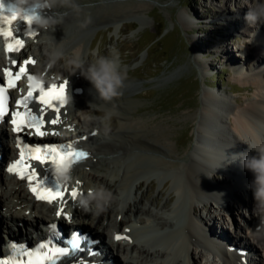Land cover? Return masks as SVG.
Returning <instances> with one entry per match:
<instances>
[{
	"label": "bare ground",
	"instance_id": "6f19581e",
	"mask_svg": "<svg viewBox=\"0 0 264 264\" xmlns=\"http://www.w3.org/2000/svg\"><path fill=\"white\" fill-rule=\"evenodd\" d=\"M74 3L79 6L78 11L70 7H57L43 12L45 16L63 17V23L56 25L55 30L51 28L44 30L35 25L32 29L35 35H30L31 38L36 37L35 39L21 37L26 46L32 42L37 43V51L29 54L27 50L23 57L35 59L36 64L30 65L29 68L42 73L46 80H56L55 76L48 74L49 72L52 74V66H49L48 56L44 52L47 48L59 46L64 50L63 46L70 44L66 53H73L74 56L80 57L85 67L88 65L86 49L84 50L81 43L73 41L76 38L77 27L86 26L92 29L93 26L79 21L80 15L84 12L81 6L83 0H74ZM125 9L122 8L121 12H126L127 8ZM239 11L240 14L245 15L249 10L240 8ZM114 12L112 17L116 20L123 17L119 14L120 10ZM102 18L108 20L107 22L112 19L107 16ZM107 22L102 21L105 24ZM227 22L229 27L232 26L231 21ZM252 30L255 32L247 37L252 36L254 40L251 42V47L256 50L255 54L251 55L247 50H242V60L244 59L245 65H238L223 46L218 47L217 55L223 56L224 67L230 66L229 68L233 69L236 83L254 92L253 97L246 99L244 103H239L219 90L203 89L198 115L193 119L195 134L192 148L180 158L173 151L171 144L174 146V143L158 140L159 130L147 129L144 121L132 119L128 117L129 114L123 116L118 112L121 120L119 122L111 120L107 131L103 123L88 120L78 127L74 121H68L70 116L74 118L78 115L100 116L99 113H102L90 109L81 111L84 106L81 109L77 108L80 97L93 99L97 105L107 104L113 107L112 109L117 101L116 98L111 102L100 99L92 84L81 75L79 70L72 75L69 73H63L67 76L61 75V80L68 81V107L61 111L62 123L48 128V131H59L58 136L71 135L73 141L78 139L79 144L90 152L91 157L84 164L89 161L94 162L92 169L97 170L99 166L102 167L103 175L108 179L101 180L102 182L97 180L98 186L103 185L110 191L116 188L117 193H129L130 197L134 183L141 176L156 175L162 178V188L170 189L167 200L161 206V209L164 208L168 213L165 217L157 212L158 202L155 199L152 201L149 199L153 210L152 206L143 208L141 202L143 195H140L141 197L129 207L128 202H122L115 216L110 206L106 211L95 214L94 211L82 210L78 205V199L86 195L91 188L97 187L94 181L99 177L94 181L89 180L90 174L81 171L84 164L71 172L73 179L67 184L66 195L68 196L69 193L71 195L74 188L78 195L75 200L71 195L72 205H68V208L63 204L62 214L72 219L71 225L80 226L91 232L96 239H100L118 257L121 264H202V262L203 264H240L233 254L234 251H230L225 242L215 239L219 235L224 236L222 239H227L226 235L228 238L235 236L236 240L237 237L242 236L247 243L240 244L241 249L246 247V250L256 251L259 254L255 258L245 257L242 261L245 264H264V205L255 201L250 188L254 179L253 173L245 168L242 172L238 171L234 169L233 162H230L233 157L232 150H236L237 154L249 152L254 155L249 146L257 148L264 145V49L262 50L260 46L261 43L264 44V40L260 39L264 35V23L253 25ZM235 31L240 32L239 29L233 28V32ZM257 32L260 35H257ZM18 36H21L20 31ZM49 39H52L51 42ZM4 44L5 42H0V74L6 63ZM68 55L71 56L70 53ZM203 70L209 72V65H204ZM78 88L81 89V96L75 94L74 90ZM53 118L55 115L47 113L48 120ZM69 126L72 130H69ZM75 130L78 131L77 134H73ZM6 131L8 129L3 127L2 132L6 133ZM84 136L85 140H83ZM99 137H102L101 141ZM5 151L9 157L13 154L9 146H5ZM140 183L135 186L137 190L141 186ZM153 187L151 181L147 190L150 192ZM240 191L244 193V199H241ZM238 201L245 206L244 214L233 210L231 202ZM115 203L114 199L110 205ZM215 205L219 208L218 211ZM60 209L61 203L55 205L33 203L23 184L9 174H5L0 167V222L10 225L22 223L24 227L34 228L58 220L56 212ZM201 209L208 217L201 213ZM219 211L229 213L232 217V226H223L221 218L220 227L210 226L211 218L215 220L221 217V214H217V212L221 213ZM118 216H121L120 220ZM234 216L239 217L242 223L235 222ZM112 218L113 221L109 222ZM58 221L63 222L62 219ZM206 231H212L215 237L210 238L208 234L205 235ZM7 232L10 233L8 230ZM117 234L130 239L115 241L114 237ZM148 239H154L156 245L148 244L150 243L147 242ZM237 241L230 243L237 247ZM193 248L198 252L193 251ZM197 254L201 257L200 262L196 259Z\"/></svg>",
	"mask_w": 264,
	"mask_h": 264
},
{
	"label": "rangeland",
	"instance_id": "374dc122",
	"mask_svg": "<svg viewBox=\"0 0 264 264\" xmlns=\"http://www.w3.org/2000/svg\"><path fill=\"white\" fill-rule=\"evenodd\" d=\"M261 3H264V0H83L81 6L84 12L82 16L80 15L79 21L92 25L93 28L77 27L73 42L84 46L88 64L97 56L108 54L110 48L119 51L126 80L121 90L122 95L116 97L117 104L113 105V110L123 116L129 114L128 117L132 119L144 121L149 130L154 128L159 130L158 140L174 143V146L172 144L171 146L176 156L180 158L192 148L195 134L193 119L198 115L203 89L219 90L239 103L253 97L254 92L236 83L233 69H230V66L224 67L223 56H218L217 53L218 47L223 46L231 58L241 63L237 57L242 56L240 51H249L252 48L247 45L251 39L247 36L255 31L252 30L253 25L246 22L245 15L240 14L239 10L240 8L249 10ZM122 8L129 11L123 13ZM118 10L123 17L116 20L112 14ZM105 16L113 20L111 19L109 23L102 18ZM227 21H231L232 26L229 27ZM233 28L239 29L240 32H233ZM161 32L162 36L156 39ZM51 40L49 39V42ZM36 44L32 42L28 45L30 52L37 51ZM70 46V44L63 46L64 56L52 66L53 72L58 76L62 73L72 75L77 71L71 63L77 56L71 52H69L71 56L66 53ZM47 49L44 50L45 54ZM252 53L255 54V50ZM204 65H209V72L203 70ZM95 102L93 99L80 97L77 108L81 109L84 106L81 111L89 109L101 111L100 116L78 115L76 118L70 116V119L80 127L88 120L102 123L94 117H102L106 109L113 107L107 104L97 105ZM112 120L119 122L121 119L116 115ZM99 140L101 141L102 137H99ZM93 165L94 162L90 161L81 171L90 174L88 179L91 181L99 177L94 181L98 186L97 180L108 179L103 175L102 167L93 170L91 167ZM161 179L156 175L141 176L134 183L136 186L141 182L139 190L134 186L130 197L129 193L120 194L116 192V188H112V193H116L114 195L116 203L110 205V209L114 211L112 214L114 216L117 214L122 202H128L129 207L143 195L142 207L150 208L152 204L149 203V199L150 201L155 199L158 202L157 212L165 217L168 213L164 208L161 209V206L167 200L170 189L162 188ZM151 181L154 187L149 192L147 187ZM240 193L241 199L245 198L244 193L242 191ZM231 204L233 210L239 214L246 212L242 202ZM215 207L218 211L219 208L216 205ZM222 212H217L221 217L215 220L211 218V226L220 227V218L223 226H232V217L228 212H223L222 216ZM201 213L208 217L202 209ZM119 218L121 219V216H118V220ZM233 218L235 222L242 223L239 217ZM112 221L113 218L109 220ZM147 242L156 245L154 239H148ZM197 255L196 259L200 262L201 257Z\"/></svg>",
	"mask_w": 264,
	"mask_h": 264
},
{
	"label": "snow or ice",
	"instance_id": "6c2138e0",
	"mask_svg": "<svg viewBox=\"0 0 264 264\" xmlns=\"http://www.w3.org/2000/svg\"><path fill=\"white\" fill-rule=\"evenodd\" d=\"M3 4H0L2 8ZM24 20L29 27L32 26L31 22L24 16H18L12 13L8 16H0V20L4 22V26H0V36L5 40V52L14 53L19 52L24 47V41L17 38L12 30V22ZM27 35H35V33L28 31ZM12 64L18 70L13 72L12 69L5 68L3 70L4 78L0 79V122H10L12 132L16 133V148L19 150L18 158L10 162L6 171L9 174L16 176L21 181L27 182L28 190L32 193L37 201L47 202L53 204L55 202L61 203V209L57 211V217H60L63 211V204L66 203L65 192H67V184H62L54 177L53 183H48V175L41 178L31 161H37L40 165H49V171L55 172L60 165L65 161L71 162V167L78 162L85 160L89 157V153L85 150H77L73 143L60 144V145H43V146H29L24 143L21 136L25 133L34 134L38 137L58 136L59 131H48L46 124L60 125L61 111L67 103L65 95L68 81L60 84L45 85L43 82H34L33 75L28 74L27 66L35 65V59H25L23 66H20L17 60H12ZM27 75L28 91L20 99H16L15 110L9 112V90L17 88V82ZM39 92V95L34 96V92ZM36 103L39 105V115L30 107V104ZM51 110L55 113V118L46 119L48 111ZM69 130L71 126H69ZM79 183V182H77ZM73 199L78 195L77 190L74 188L71 191ZM71 219L70 217H65ZM51 230H55L57 225L51 224ZM115 240H129L127 236L117 234ZM73 242L79 243L80 236L74 235ZM13 255L8 259L0 260V264H18L15 253L22 252L27 257V264H55L58 257L68 255V249L60 247H50L49 243H40L35 249L31 251L24 250L16 245H10ZM0 251V255H2Z\"/></svg>",
	"mask_w": 264,
	"mask_h": 264
},
{
	"label": "clouds",
	"instance_id": "9594fccd",
	"mask_svg": "<svg viewBox=\"0 0 264 264\" xmlns=\"http://www.w3.org/2000/svg\"><path fill=\"white\" fill-rule=\"evenodd\" d=\"M57 7H70L78 11L79 6L74 3V0H12L8 5H2L0 8V16H8L15 13L18 16H24L32 25H36L40 29L55 30V26L63 23V17L45 16L42 13L45 10H51ZM7 13V15H4ZM245 20L250 25L264 23V3L257 4L250 8L245 14ZM49 66L55 64L63 56V50L59 47H52L48 52ZM71 63L76 70H79L94 87L98 97L106 102L113 101L114 98L122 95V88L126 80V72L123 70L120 54L116 48H110L108 54L99 55L96 59L89 63L86 67L80 58L77 56ZM34 82H43L44 75L39 71L33 77ZM118 115L113 109H106L102 117H94L100 120L108 130L110 122L114 116ZM249 152L234 154L230 162L241 160L243 167L252 172L254 179L250 184L253 191V196L256 202L264 205V145L252 148ZM54 176L62 185L72 182L71 162L65 161L54 172ZM114 194L112 191L103 185L91 188L86 195L80 196L78 199L79 207L84 211H94L95 214H100L107 210L112 201Z\"/></svg>",
	"mask_w": 264,
	"mask_h": 264
},
{
	"label": "trees",
	"instance_id": "16d2710c",
	"mask_svg": "<svg viewBox=\"0 0 264 264\" xmlns=\"http://www.w3.org/2000/svg\"><path fill=\"white\" fill-rule=\"evenodd\" d=\"M162 33L163 32H161L157 37H156V39H158V38H160L161 36H162ZM155 40H153V42H154ZM149 47V46H148Z\"/></svg>",
	"mask_w": 264,
	"mask_h": 264
}]
</instances>
